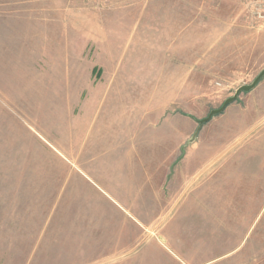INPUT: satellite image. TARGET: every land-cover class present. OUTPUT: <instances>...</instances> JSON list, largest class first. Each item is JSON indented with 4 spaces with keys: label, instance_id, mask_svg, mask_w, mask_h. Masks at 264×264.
<instances>
[{
    "label": "rangeland",
    "instance_id": "rangeland-1",
    "mask_svg": "<svg viewBox=\"0 0 264 264\" xmlns=\"http://www.w3.org/2000/svg\"><path fill=\"white\" fill-rule=\"evenodd\" d=\"M261 5L0 0V264H264Z\"/></svg>",
    "mask_w": 264,
    "mask_h": 264
},
{
    "label": "water",
    "instance_id": "water-1",
    "mask_svg": "<svg viewBox=\"0 0 264 264\" xmlns=\"http://www.w3.org/2000/svg\"><path fill=\"white\" fill-rule=\"evenodd\" d=\"M264 79V69L261 71V73L258 75V77L254 80V82L250 85H245L240 87L237 91L236 94L232 97L227 99L224 104L222 105L221 108L217 109V110H213L208 118L200 121V125L202 126L205 123H208L209 121L212 120V118H214L215 116H218L220 114H222L224 112V110L231 104L235 103L238 98L240 97L241 94L243 93H248L253 91L258 85L259 83ZM200 130V128L198 129V131Z\"/></svg>",
    "mask_w": 264,
    "mask_h": 264
},
{
    "label": "built area",
    "instance_id": "built-area-1",
    "mask_svg": "<svg viewBox=\"0 0 264 264\" xmlns=\"http://www.w3.org/2000/svg\"><path fill=\"white\" fill-rule=\"evenodd\" d=\"M260 2H262L263 3V5H261L260 7V9L258 10V18L260 19V20H264V0H259Z\"/></svg>",
    "mask_w": 264,
    "mask_h": 264
}]
</instances>
